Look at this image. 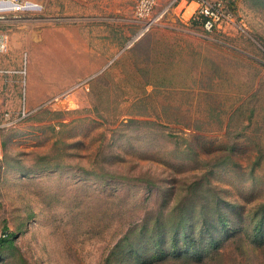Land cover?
I'll use <instances>...</instances> for the list:
<instances>
[{
	"label": "rangeland",
	"instance_id": "1",
	"mask_svg": "<svg viewBox=\"0 0 264 264\" xmlns=\"http://www.w3.org/2000/svg\"><path fill=\"white\" fill-rule=\"evenodd\" d=\"M222 1L0 18V264H264V0Z\"/></svg>",
	"mask_w": 264,
	"mask_h": 264
},
{
	"label": "built area",
	"instance_id": "2",
	"mask_svg": "<svg viewBox=\"0 0 264 264\" xmlns=\"http://www.w3.org/2000/svg\"><path fill=\"white\" fill-rule=\"evenodd\" d=\"M158 0H137L135 7V16L137 19L145 21L149 26L156 20V4ZM188 6L196 5L194 18H196L206 31H213L233 23L234 17L222 0H182ZM39 4L36 0H0V18L12 13L24 12L27 9L36 8ZM9 35L0 34V53L8 50ZM30 114V110L24 104L16 116L9 112H4L0 107V116L4 119L2 126H11L24 119Z\"/></svg>",
	"mask_w": 264,
	"mask_h": 264
},
{
	"label": "trees",
	"instance_id": "3",
	"mask_svg": "<svg viewBox=\"0 0 264 264\" xmlns=\"http://www.w3.org/2000/svg\"><path fill=\"white\" fill-rule=\"evenodd\" d=\"M229 9V8H228ZM230 10V9H229ZM231 11V10H230Z\"/></svg>",
	"mask_w": 264,
	"mask_h": 264
},
{
	"label": "crops",
	"instance_id": "4",
	"mask_svg": "<svg viewBox=\"0 0 264 264\" xmlns=\"http://www.w3.org/2000/svg\"><path fill=\"white\" fill-rule=\"evenodd\" d=\"M21 108V107H20Z\"/></svg>",
	"mask_w": 264,
	"mask_h": 264
}]
</instances>
